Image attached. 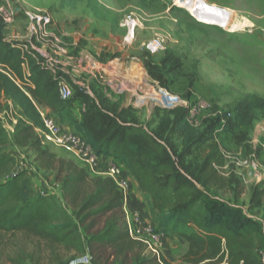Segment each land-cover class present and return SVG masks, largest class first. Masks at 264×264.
I'll return each instance as SVG.
<instances>
[{"label":"rangeland","instance_id":"1","mask_svg":"<svg viewBox=\"0 0 264 264\" xmlns=\"http://www.w3.org/2000/svg\"><path fill=\"white\" fill-rule=\"evenodd\" d=\"M85 1L61 12L52 20L50 27L59 48L65 45L76 54L79 47L90 46L93 62L98 64L96 80L92 84H79V77L60 73L73 91L69 101L73 116L80 119L87 109L109 115L120 113L150 132L162 129L179 112H186L187 121L199 131H203L213 119L221 117L224 127L214 136L213 143L223 156V166L217 168L223 179L222 188H201L256 218L264 235V0H198L215 13L242 22L245 31L235 34L203 22L186 7L179 6L181 11L171 10L167 0H159L160 5H154L147 11L138 7L139 0H96L117 16V25L111 27L105 22L91 21ZM4 3L5 0H0V5ZM9 3L13 8L14 22L18 23L15 33L20 36L12 38L11 27L1 22L0 26H3L4 37L20 44L28 40L26 13L53 15L61 9L60 0H11ZM165 3L167 5L163 8ZM157 7L161 12H157ZM131 15L139 20V25L133 37H127L120 25ZM79 34H90L93 40L82 38L76 46ZM155 36L163 38L164 44L161 51L151 55L145 44ZM54 38L50 39L53 45ZM35 46L41 45L35 42ZM53 51L55 47L49 45L45 52L50 63L57 64V67L58 61L53 62ZM163 61L171 66V71L163 68ZM85 70L89 71V67ZM79 75L87 76L86 73ZM158 88L178 96L187 106L163 109L155 96ZM194 106L200 107L199 112L190 117L188 109ZM242 115L245 125L240 122ZM10 121L15 125L13 111L0 115V122L9 134L12 131ZM175 137L173 143L179 154L184 147ZM4 154L17 156L18 167L29 171L34 186L40 192L54 194L70 214L72 209L61 198L58 189V178L65 175L67 167L85 169L93 179L110 178L97 175L96 168L100 167V162L90 170L73 154L46 142L37 129L29 134L25 148L12 147ZM185 161L189 164L191 159L185 158ZM121 170H124L122 166ZM191 171L195 173L193 168ZM93 189V185L84 186L76 204L79 205L82 195ZM254 191H263L257 207L250 205ZM141 199L150 217L148 198L142 194ZM133 213L137 212H129L123 202L120 209L89 216L83 225L89 233L97 234L104 223L113 218L124 228L126 215L132 216ZM74 220L79 228L78 220ZM150 223L146 225L142 220L144 226L151 227ZM134 241L133 250L125 254H118L110 245L93 244L85 256L92 258L93 264H134L136 258L149 259V264H164V261L184 264L182 257L188 246L179 238L161 237L155 256L144 244ZM261 253H264V241L258 237L256 254L261 258ZM72 257L73 253L26 234L0 231V264H56L67 262Z\"/></svg>","mask_w":264,"mask_h":264},{"label":"trees","instance_id":"2","mask_svg":"<svg viewBox=\"0 0 264 264\" xmlns=\"http://www.w3.org/2000/svg\"><path fill=\"white\" fill-rule=\"evenodd\" d=\"M81 1L60 0V8L74 7ZM158 1L139 0L138 7L147 11L160 5ZM166 5L162 4L163 8ZM85 7L96 20L111 27L117 25V16L96 0H86ZM171 10L181 11L174 7ZM2 28L0 115L10 111V102L16 124L9 122L12 127L9 134L0 122V231L26 234L73 253L69 261L56 264H71L85 257L93 244L113 246L120 255L133 250L136 244L126 225L121 228L116 219L107 220L97 234L89 233L83 225L89 216L122 207L124 194L111 178L93 179L85 169L67 167L65 175L58 178V189L72 209L70 214L54 194L45 191L41 194L27 171L19 170L17 156L4 154L12 147L25 148L29 134L43 130L38 108L44 107L62 125L81 134L95 156L112 159L131 175L138 191L148 198L154 232L161 237L179 238L187 244L182 257L184 264H264L256 254L257 238L264 241L260 222L242 208L201 188H222L223 179L217 168L223 166V156L213 143L214 136L224 127L221 117L199 131L187 121L186 112H179L155 132L128 121L120 113L109 115L87 109L77 119L71 112L70 99L62 101L59 97L61 74L55 75L43 66L24 50L23 44L4 40ZM166 64L162 62L163 68L171 71V66ZM240 122L245 125L243 115ZM175 136L184 147L179 154L173 143ZM185 158L191 162L186 163ZM87 185H93L94 189L82 195L77 205ZM262 194L263 191H254L250 205L259 206ZM74 219L78 220L79 228ZM89 259V264H93L92 258ZM149 263V259L134 260V264ZM164 264L168 263L164 261Z\"/></svg>","mask_w":264,"mask_h":264},{"label":"built area","instance_id":"3","mask_svg":"<svg viewBox=\"0 0 264 264\" xmlns=\"http://www.w3.org/2000/svg\"><path fill=\"white\" fill-rule=\"evenodd\" d=\"M10 1L11 0H5V3L0 5V22L6 27L11 26L14 23V12L9 3ZM167 1L172 7L180 8L178 7L179 4L184 5V2L186 0ZM190 1L193 3L197 2L198 0ZM26 16L27 19L25 30L28 40L26 44H23L24 50L31 53V56L33 58H35L37 61H41L43 66L49 68L53 72L50 58L47 56L46 52L42 51L41 49L35 48V42L39 43L41 46H44L47 43V39L51 37L52 32L50 30V27L52 25V18L47 13H26ZM138 25L139 20L131 15L126 17L120 26L125 29L127 37H133L134 31L138 27ZM163 44V38L155 36L145 44V49L149 54L154 55L162 50ZM58 94L62 101H67L73 96V91L71 90L69 83L62 77H59L58 79ZM155 96L157 97L160 106L166 110H172L181 105H183L184 107L187 106V103H183L178 96L168 93L163 88H158L155 91ZM8 105L11 111V103L9 102ZM199 108L200 107L197 106L189 108L188 115L192 117L197 112H199ZM38 113L43 124V130L40 132L42 134V138L46 142H49L50 144L73 154V156L80 163L84 164L90 170H93L94 167H96L97 163L99 162V157L94 155L93 151L90 149L81 134L62 125L49 110L38 108ZM188 122L192 126H194L189 120ZM107 169L108 170H106V175L115 182V184L122 191L125 197L128 186L126 182L121 178V166L111 164V166L109 165ZM19 170L26 169L19 167ZM26 171L29 174V171ZM41 194L45 193L41 192ZM126 224L128 234L131 238L144 244L147 249L153 253L154 256L158 254L157 248L159 247L158 245L160 243L161 236L157 235L154 232L153 228H151L150 226H144L142 224L140 216L137 213H133L132 216L126 215ZM261 255V258L259 256L258 257L264 263V253H261ZM77 263L89 264L90 259L87 256L81 257L71 264Z\"/></svg>","mask_w":264,"mask_h":264},{"label":"crops","instance_id":"4","mask_svg":"<svg viewBox=\"0 0 264 264\" xmlns=\"http://www.w3.org/2000/svg\"><path fill=\"white\" fill-rule=\"evenodd\" d=\"M65 10H67V8L66 9H59L58 10L59 12H53V15H50V17L52 18V20L56 19V17L59 14H61V12H64ZM86 12H88L87 13L88 18L91 21L101 22V21L96 20L93 17L92 13L88 9H86ZM17 26H18V23H15V22L10 26L11 29L13 30L10 37L13 38L14 36H16V37L20 36L19 34L15 33L17 30ZM85 34H87V33H85ZM53 38H54V35L52 33L50 39H53ZM82 38H84L85 40H88V41L93 40L92 35H90V34L89 35L79 34L78 38H76V41H75L76 46H78V43ZM50 39L47 41V43L44 46H39L41 48L36 47V46H35V48L41 49L42 51H46V49L49 45H51L52 47L53 46L55 47V51H53V55H54L53 62H55L54 60H57L58 66L56 67L57 64L51 65V67L54 68L53 69L54 74L58 72L61 74L65 73V74L75 75L76 77L80 78L78 81L79 84H82L83 82H86L87 84H92L96 80V76H95L96 70L95 69L98 68V66H97L98 64H94V62H93L94 58H93L92 54L89 52L90 51L89 48H91L90 46H88L87 48L79 47L80 48L79 51L75 54V53H72V51L70 49H68L65 45L63 47L59 48L57 46V43H56L57 42L56 38H54L55 39V45H53L51 43ZM4 40H6L8 42L13 41L12 39H9V37H5ZM26 43H27V41H26ZM88 67H89V71L86 72L85 69ZM80 73L81 74L86 73L87 76L82 77V75H79ZM88 74H90V76ZM40 108H43L45 110H49V109L44 108V107H40ZM104 161L105 162L108 161L106 163L110 162L109 164L120 166L116 162L112 161V159H110V158L99 157V162L101 163V165H100V167L96 168V173L98 176H107L106 170L108 168L107 165H109V164H106V163L104 164ZM121 178L126 182V184L128 186V189H127V192H126L125 198H124V207H126V209L129 212L139 213L141 215V219L146 222V225H148L149 223L147 224V222L150 221L151 222L150 225L154 229L155 225L152 222V220L150 219L151 216L149 217V214H148L149 211H148L146 205L143 204V202L141 201L142 200L141 199L142 194L139 193V191H138V186H137L136 181L131 177V175L125 169L122 171Z\"/></svg>","mask_w":264,"mask_h":264},{"label":"bare ground","instance_id":"5","mask_svg":"<svg viewBox=\"0 0 264 264\" xmlns=\"http://www.w3.org/2000/svg\"><path fill=\"white\" fill-rule=\"evenodd\" d=\"M179 6L186 7L183 4H179ZM186 8H188L198 19L203 22L207 21L215 27L225 30L228 34L245 31V25L242 22H235L232 19L226 18L224 15L221 16L204 5H200L196 8L195 2H191V6H187Z\"/></svg>","mask_w":264,"mask_h":264},{"label":"water","instance_id":"6","mask_svg":"<svg viewBox=\"0 0 264 264\" xmlns=\"http://www.w3.org/2000/svg\"><path fill=\"white\" fill-rule=\"evenodd\" d=\"M184 5H185L186 7H187V6H191V1H190V0H186V1L184 2ZM200 5H201V4H200V1L195 2V6H196V8H198Z\"/></svg>","mask_w":264,"mask_h":264}]
</instances>
